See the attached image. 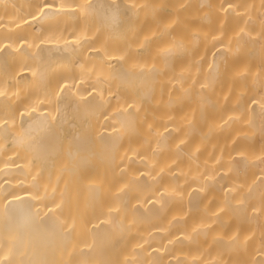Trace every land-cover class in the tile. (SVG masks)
Here are the masks:
<instances>
[{
    "label": "bare ground",
    "instance_id": "bare-ground-1",
    "mask_svg": "<svg viewBox=\"0 0 264 264\" xmlns=\"http://www.w3.org/2000/svg\"><path fill=\"white\" fill-rule=\"evenodd\" d=\"M263 29L264 0H0V264H264V103L253 157L186 111L249 44L261 75Z\"/></svg>",
    "mask_w": 264,
    "mask_h": 264
},
{
    "label": "rangeland",
    "instance_id": "rangeland-1",
    "mask_svg": "<svg viewBox=\"0 0 264 264\" xmlns=\"http://www.w3.org/2000/svg\"><path fill=\"white\" fill-rule=\"evenodd\" d=\"M179 10L181 12L180 14L182 15L183 20L181 19L180 22V18H177L176 22L179 21V23L183 24L179 26V23H177L178 26L176 28L180 27L179 31L181 36L188 40L191 37L193 31L196 30V28H201V25L198 27L195 26V28L193 27V24L200 22V17L204 12H206L207 9L205 8V10H198L195 7L190 9L187 8L186 5L184 6V4H182ZM190 24L192 25V27H189ZM254 31L255 33H253V35H258L259 30L257 32L256 28L254 27ZM254 50L255 47H251V44L247 45L242 49V52L237 57L235 56L234 61L232 62L234 64L232 66L234 69H237L238 67H247L249 69H252L251 72L244 75V77L220 80V84L209 93L213 98L219 101V108L217 110L215 109L209 111L207 115L202 119L192 116L191 112L188 111L190 109L186 110L189 120L193 121L198 127H201L203 130H212L211 135L206 139L205 142L207 151L212 155L216 153L222 142H224L226 139H234L236 141L238 146H235L234 148L240 149L241 147L239 146H243L244 149H242V151H239L244 153L245 155L253 157L257 152V149L255 148V142L257 138L256 136L252 135L253 131L251 125L249 124V113L242 112L239 107V103L241 101L250 98H252L253 100H262V102L264 103V64L263 68L260 70L261 75L258 78L252 76L253 70L255 72L257 66L256 57L258 52ZM186 57L187 56H181L179 65L188 62V58ZM184 60L186 61L185 63ZM204 82L205 81L202 80V83ZM176 93L179 92L176 91ZM187 100L188 98H185V101ZM233 111H238L241 122L239 126L233 128V130H230V132L228 133V128L224 127L221 122H219V119L225 113L232 114ZM195 136V134H193V136L191 137L185 135L187 144H193L196 138ZM260 138L261 140H264V134H262ZM231 152V155L237 154V151L233 150Z\"/></svg>",
    "mask_w": 264,
    "mask_h": 264
}]
</instances>
